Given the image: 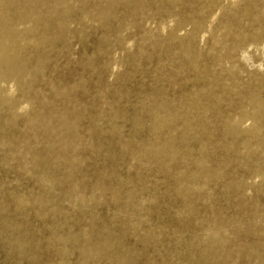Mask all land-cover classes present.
I'll return each instance as SVG.
<instances>
[{"label": "rangeland", "instance_id": "obj_1", "mask_svg": "<svg viewBox=\"0 0 264 264\" xmlns=\"http://www.w3.org/2000/svg\"><path fill=\"white\" fill-rule=\"evenodd\" d=\"M228 1L40 7L0 74V264H264V0Z\"/></svg>", "mask_w": 264, "mask_h": 264}, {"label": "bare ground", "instance_id": "obj_2", "mask_svg": "<svg viewBox=\"0 0 264 264\" xmlns=\"http://www.w3.org/2000/svg\"><path fill=\"white\" fill-rule=\"evenodd\" d=\"M19 1L23 6V11L20 13V18L29 23V26H27V28L23 32L17 31L11 22L12 19L9 18L6 13L1 12L2 8L8 5L19 3ZM76 1L81 2L83 0ZM115 1L116 0H105V2L109 5H111ZM228 2L234 3L232 0ZM58 3L59 0H0V74L4 82L8 80L18 81L23 78L24 72L22 65L23 63L20 56V48H18L16 44L17 42L27 43L28 41H31L28 36L30 37V35L33 34L36 25L42 21V15L39 12L41 6H45L48 13L56 14V7ZM98 15L100 18L104 19L108 16V12L100 10L98 11ZM58 27L61 30L63 28V25L60 23ZM190 36L193 37V34H191ZM40 40L42 39H37L33 42L39 43L41 42ZM241 59L244 60V58ZM5 94L6 93H4V91H2V89L0 88V102H7V100L10 99L8 96L6 97ZM251 105L252 108L253 106H257V108L263 106V104L258 102L257 100H255L254 102L251 100ZM249 116L252 120V123L249 127L242 128V123L232 122L227 125L228 130H230V132L232 133L240 131H244L249 134L255 133L258 129V118L255 113H251ZM160 119L161 118L159 117V120ZM159 120L156 117V123Z\"/></svg>", "mask_w": 264, "mask_h": 264}]
</instances>
